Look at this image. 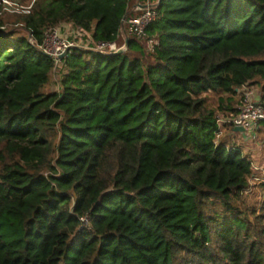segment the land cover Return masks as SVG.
<instances>
[{"label": "trees", "instance_id": "trees-1", "mask_svg": "<svg viewBox=\"0 0 264 264\" xmlns=\"http://www.w3.org/2000/svg\"><path fill=\"white\" fill-rule=\"evenodd\" d=\"M135 5L156 19L125 41ZM3 15L0 264H264V204L241 199L254 166L201 98L231 95L234 116L264 82V0H37L25 34ZM66 26L126 50L73 48L45 92L37 45Z\"/></svg>", "mask_w": 264, "mask_h": 264}, {"label": "built area", "instance_id": "built-area-1", "mask_svg": "<svg viewBox=\"0 0 264 264\" xmlns=\"http://www.w3.org/2000/svg\"><path fill=\"white\" fill-rule=\"evenodd\" d=\"M35 1L37 0L22 4L17 0H0V15L28 14ZM126 1L130 2L131 0ZM156 15L155 6L135 5L132 14L127 16L122 23L120 38L125 41L130 36L142 39L146 34V29L155 21ZM84 36L81 31L75 30L72 26H66L63 31L57 27L50 28L44 33L43 40L37 45V49L54 61V71L60 66L59 57L63 54L66 57L73 48H82L101 54H115L120 50H126V43L120 46L117 41H92ZM237 92L240 104L236 115L226 117L218 111L215 112L216 124L220 130L218 137L221 136L224 125L231 128L240 127L247 131L258 130V125L264 123V99L262 96L259 97L254 87L248 84L242 85Z\"/></svg>", "mask_w": 264, "mask_h": 264}, {"label": "rangeland", "instance_id": "rangeland-1", "mask_svg": "<svg viewBox=\"0 0 264 264\" xmlns=\"http://www.w3.org/2000/svg\"><path fill=\"white\" fill-rule=\"evenodd\" d=\"M22 4H28L31 0H17ZM22 17L18 14H4L3 15V25L7 31L17 30L22 34L26 32L23 30L21 24ZM121 46V45H120ZM125 51V50H123ZM59 69L56 68L54 75L51 77L50 83L45 87L44 91L57 90L59 83ZM256 90L258 96L264 94L263 86L264 82L262 80H256V82L251 85ZM232 96L222 94H203L201 98L204 99L205 105L217 111L220 98L226 99L231 98ZM222 139L228 140L230 143L239 146L248 158H250L252 165L256 169L253 171V177L250 178V189L247 191L249 197L246 196V193L241 196V199L245 204L256 206L258 213H261L260 208L264 204V191H261L258 188V185L264 180V124L258 125V130H247L242 133H235L232 130H224L222 132Z\"/></svg>", "mask_w": 264, "mask_h": 264}, {"label": "water", "instance_id": "water-1", "mask_svg": "<svg viewBox=\"0 0 264 264\" xmlns=\"http://www.w3.org/2000/svg\"><path fill=\"white\" fill-rule=\"evenodd\" d=\"M125 18H126V17H124L123 21L125 20ZM122 52H123V51L120 50V51H118L117 53H122ZM64 58H65V55H64V54L61 55V56L59 57L60 60H62V59H64ZM233 131H234V132H243L244 130H243L242 128H240V127H236V128H233Z\"/></svg>", "mask_w": 264, "mask_h": 264}, {"label": "crops", "instance_id": "crops-1", "mask_svg": "<svg viewBox=\"0 0 264 264\" xmlns=\"http://www.w3.org/2000/svg\"><path fill=\"white\" fill-rule=\"evenodd\" d=\"M130 12L132 13V10H130ZM206 93H207V92H205V93H203V94H206ZM203 94H202V95H203ZM222 94H225V93H222Z\"/></svg>", "mask_w": 264, "mask_h": 264}]
</instances>
